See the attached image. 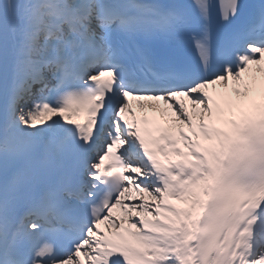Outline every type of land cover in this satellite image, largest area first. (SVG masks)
Returning <instances> with one entry per match:
<instances>
[{
	"label": "snow or ice",
	"instance_id": "1",
	"mask_svg": "<svg viewBox=\"0 0 264 264\" xmlns=\"http://www.w3.org/2000/svg\"><path fill=\"white\" fill-rule=\"evenodd\" d=\"M0 264H264V0H0Z\"/></svg>",
	"mask_w": 264,
	"mask_h": 264
},
{
	"label": "bare ground",
	"instance_id": "2",
	"mask_svg": "<svg viewBox=\"0 0 264 264\" xmlns=\"http://www.w3.org/2000/svg\"><path fill=\"white\" fill-rule=\"evenodd\" d=\"M208 91H209L211 94H213L215 97H217V99L219 100V102L221 103V105L224 106L225 98L219 96L218 94L225 93V92H221L220 90L216 89L214 86H209ZM233 96H234V95H233ZM234 98H235V96H234ZM186 102H187V101H186Z\"/></svg>",
	"mask_w": 264,
	"mask_h": 264
}]
</instances>
